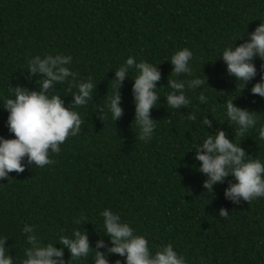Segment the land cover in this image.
Returning <instances> with one entry per match:
<instances>
[{
    "label": "trees",
    "instance_id": "16d2710c",
    "mask_svg": "<svg viewBox=\"0 0 264 264\" xmlns=\"http://www.w3.org/2000/svg\"><path fill=\"white\" fill-rule=\"evenodd\" d=\"M264 22V0H0V98L9 88L38 90L42 74L27 70L26 57L61 53L72 55L78 79L92 76L96 83L92 100L78 109L83 125L76 137L52 154L54 163L43 168L26 167L0 180V237H6L14 264H21L24 249L30 247L24 224L35 226L44 243L78 229L86 232L93 252L107 253L111 242L104 234L100 213L111 208L138 234H144L153 251L172 243L189 264H264V198L237 205L225 198L229 177L206 192V176L197 171L196 146L206 135L226 132L236 138L235 125L223 116L226 96L237 90L227 74L220 52L227 44L247 41ZM183 47L192 50L193 74L205 80L203 89L189 90L191 104L171 109L164 96L170 76L169 60ZM129 56L159 66L161 95L152 109L157 121L150 141L138 139L130 73L119 90L123 115L114 121L101 111L118 89L111 86L115 69ZM257 76L233 94L235 105L260 114L264 123V98L253 96L264 61L256 59ZM208 85L207 86V78ZM212 88V89H211ZM65 106L73 103L69 85L58 84ZM204 91L208 104L197 97ZM216 91L218 93H216ZM218 101V103H217ZM215 109V111H213ZM192 112L196 121L187 119ZM215 117L216 121L213 119ZM213 120L202 127V118ZM8 113L0 106V136L12 139L7 128ZM259 126V125H258ZM237 143L252 157L264 159V141L255 130L238 136ZM189 151V152H188ZM229 213L219 217L220 210ZM76 221H80L76 223ZM103 239L105 248H97ZM62 247L59 243L55 245ZM66 264L70 253L64 250ZM109 264L124 258L107 256ZM73 264H94L91 255Z\"/></svg>",
    "mask_w": 264,
    "mask_h": 264
},
{
    "label": "clouds",
    "instance_id": "9594fccd",
    "mask_svg": "<svg viewBox=\"0 0 264 264\" xmlns=\"http://www.w3.org/2000/svg\"><path fill=\"white\" fill-rule=\"evenodd\" d=\"M244 36L235 38L234 43L227 44L220 52L219 59L226 64L227 74L237 82V90L234 93L241 88L244 91L248 83L257 76L258 70L254 61H264V22H261L254 32L247 33L246 42L236 46L237 41L242 40ZM193 60V52L188 47L176 50L169 60L173 67L170 76L191 77H169V87H166L169 91L164 96L167 106L171 109L188 107L191 99L187 91L195 92L204 88L205 80L193 74ZM26 66L31 74H42L44 78L37 81L38 90L21 86L11 87L9 95L0 98V106L8 113L7 128L14 136L12 139L0 136V180H9L12 172L22 173L29 166L43 168L53 164L51 155L59 154L61 145L66 143L69 137H76L80 133L84 121L78 109L89 104L96 88L92 76L77 78L78 74L73 71V57L70 54L46 53L28 56ZM261 71H264V64L261 65ZM130 73H135L132 77V94L135 107L134 122L139 129L138 139L148 142L152 139L157 124L151 115L161 96L157 90L165 88L157 87L162 73L159 66L153 63L146 60L137 62L136 57L129 56L115 69L111 86L118 90L111 97H107L100 119L102 120L106 113H110L115 122L122 117L119 90ZM65 83L69 85L70 90L75 89L72 92L73 103L69 107L65 106L60 94L50 91L54 86ZM207 86L209 87L208 78ZM218 94L222 98L226 96L225 103H217L222 106L223 116L229 124L236 126V138L230 140L223 130L217 131L215 135L206 131L205 137L195 150H190L195 153L194 159L200 162L197 171L206 176L203 188L206 192L214 193V186L223 184L231 177L234 182L229 183L224 193L227 200L239 205L242 201L250 203L264 198V159L260 158L259 154L255 158L248 155L241 143H237L238 136H245L252 130H255L259 140L264 141V123H260V114L235 105L234 101L238 96L229 99L233 94ZM251 94L264 98V75L253 85ZM197 99L200 104L209 103V97L204 91H200ZM212 117L216 121L213 115ZM187 119L196 121V113L192 112ZM203 126L211 128L213 120L208 119V116L202 118ZM100 217L103 232L112 245L107 253L93 252L87 233L78 229L72 230L70 235L61 236L55 243H44L35 226L24 224L23 233L27 234L30 247L24 249L21 264H66L63 258L65 249L70 253L71 264L90 255L94 264H109L107 256L110 255L123 257L124 264H189L188 258L181 255L172 243L161 245L153 251L147 237L138 234L131 224L123 221L121 215L111 208L104 209ZM219 217L227 219L229 213L222 209ZM7 241L6 237H0V264H14L6 246ZM56 243L62 247L58 249ZM96 247L105 248L104 240H99ZM116 264H121V261L118 260Z\"/></svg>",
    "mask_w": 264,
    "mask_h": 264
}]
</instances>
